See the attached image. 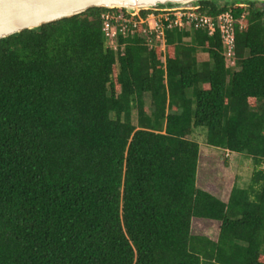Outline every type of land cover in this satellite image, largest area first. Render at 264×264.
Returning <instances> with one entry per match:
<instances>
[{
	"label": "trees",
	"instance_id": "1",
	"mask_svg": "<svg viewBox=\"0 0 264 264\" xmlns=\"http://www.w3.org/2000/svg\"><path fill=\"white\" fill-rule=\"evenodd\" d=\"M249 5L238 70L203 30L118 55L104 7L0 39V264H264V3ZM226 150L255 168L221 198L197 170Z\"/></svg>",
	"mask_w": 264,
	"mask_h": 264
},
{
	"label": "built area",
	"instance_id": "2",
	"mask_svg": "<svg viewBox=\"0 0 264 264\" xmlns=\"http://www.w3.org/2000/svg\"><path fill=\"white\" fill-rule=\"evenodd\" d=\"M243 8L238 11L236 8ZM245 4L228 3L222 10L209 14L202 5L195 7H171L143 9L135 12L123 8H106L100 19L105 39V46L118 55H123L131 39H137L148 50L166 51V32L177 29L193 32L203 30L213 36L218 33L222 44V54L226 66L238 70L236 54V30L247 26V9Z\"/></svg>",
	"mask_w": 264,
	"mask_h": 264
},
{
	"label": "water",
	"instance_id": "3",
	"mask_svg": "<svg viewBox=\"0 0 264 264\" xmlns=\"http://www.w3.org/2000/svg\"><path fill=\"white\" fill-rule=\"evenodd\" d=\"M211 0H0V39L26 29L72 17L89 8H123L128 12L143 9L195 7ZM236 4L264 0H230Z\"/></svg>",
	"mask_w": 264,
	"mask_h": 264
},
{
	"label": "rangeland",
	"instance_id": "4",
	"mask_svg": "<svg viewBox=\"0 0 264 264\" xmlns=\"http://www.w3.org/2000/svg\"><path fill=\"white\" fill-rule=\"evenodd\" d=\"M226 1V0H218ZM230 3L235 1L227 0ZM145 100L149 103V94L145 95ZM133 121L136 122V111L133 112ZM195 131L194 139L197 140L201 145H206V128H197ZM199 160V182L198 185L202 186L214 193L219 195H225L228 186V178H234L236 176L237 184L240 186H247L252 173L255 168L254 161L246 155H239L238 158L234 155L214 156L211 154H200ZM224 160V176L220 173L219 165L220 160ZM222 166V165H221ZM264 167V163L262 164ZM204 179V180H203ZM229 179V180H230ZM203 181V182H202ZM220 228V222L215 220H206L204 218H193L192 219V232L195 234H204L210 238L216 240L218 237Z\"/></svg>",
	"mask_w": 264,
	"mask_h": 264
},
{
	"label": "crops",
	"instance_id": "5",
	"mask_svg": "<svg viewBox=\"0 0 264 264\" xmlns=\"http://www.w3.org/2000/svg\"><path fill=\"white\" fill-rule=\"evenodd\" d=\"M185 41H188V39H185ZM224 153H225L226 155H228V156H229V155H231V156H232V155L236 156V154H235L234 152H230V151H227V150L224 151ZM204 154H205V153H204ZM199 166H200V165H198V170H197V185H198V182H199ZM203 180H204V179H203ZM202 182H203V181H202ZM198 186L200 187V185H198ZM202 188H203V189H206L205 186H204V187L202 186ZM206 190L210 191L209 189H206ZM211 192L214 193L213 191H211ZM215 194H216V193H215ZM216 195H217L218 197H221V198H223V197L225 196V195H223V196H222V195H219L218 193H217Z\"/></svg>",
	"mask_w": 264,
	"mask_h": 264
}]
</instances>
